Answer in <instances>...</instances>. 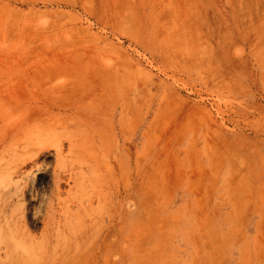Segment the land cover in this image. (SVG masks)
<instances>
[{
	"label": "rangeland",
	"instance_id": "obj_1",
	"mask_svg": "<svg viewBox=\"0 0 264 264\" xmlns=\"http://www.w3.org/2000/svg\"><path fill=\"white\" fill-rule=\"evenodd\" d=\"M53 169L0 264H264V0H0V196Z\"/></svg>",
	"mask_w": 264,
	"mask_h": 264
},
{
	"label": "bare ground",
	"instance_id": "obj_2",
	"mask_svg": "<svg viewBox=\"0 0 264 264\" xmlns=\"http://www.w3.org/2000/svg\"><path fill=\"white\" fill-rule=\"evenodd\" d=\"M30 165L34 166L35 161H31L29 164L24 162L23 164L24 167ZM21 170V168H16L14 172L15 175L17 176L20 174ZM15 178L17 179V177ZM39 181H41V179ZM19 183V181L15 183L12 193H4L0 196V229L1 227L4 228L3 232L0 230V251H2V255L17 256L18 258L21 256H38L43 253L44 249V251H46L47 248H49L47 251L51 254L49 256L54 255L58 251H60L62 255L63 253L65 254V252L69 251L71 245L74 244L72 241L75 242L76 240H74L75 235L73 230L71 235H61L54 227V216L57 209L55 207V196L61 193L60 188L61 185L64 184L63 176L57 173L56 169H53V186H50L52 188L50 191L45 189L48 187L43 188L40 186V188H33L34 186H30L26 189H21L18 186L20 185ZM23 199L26 203L20 205L19 201ZM19 211H21L20 216L17 218L16 214ZM108 213L106 212V214ZM27 223L32 226L35 224L41 225L42 230L40 234L35 236L29 233L27 230ZM65 228L68 227L66 226ZM68 230L70 231V228ZM112 249L110 256H97L94 264H118L120 261L117 257L116 246Z\"/></svg>",
	"mask_w": 264,
	"mask_h": 264
}]
</instances>
